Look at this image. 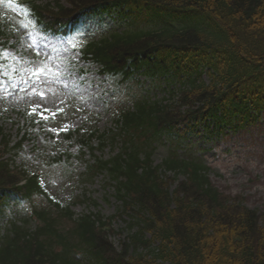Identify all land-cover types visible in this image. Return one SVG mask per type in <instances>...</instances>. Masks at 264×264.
Listing matches in <instances>:
<instances>
[{
    "label": "trees",
    "instance_id": "obj_1",
    "mask_svg": "<svg viewBox=\"0 0 264 264\" xmlns=\"http://www.w3.org/2000/svg\"><path fill=\"white\" fill-rule=\"evenodd\" d=\"M53 2L17 3L7 17L16 14L44 31L67 35L78 28L79 14L125 6L123 15L143 14L139 19L151 20H145L149 27L82 40L77 47L83 58L114 82L142 74L180 86L169 91L170 101L142 94L133 110L117 115L113 130L82 136V180L106 173L121 204L120 213L106 220L99 213L75 218L70 206L45 196L35 179L19 186L20 173L0 161V206L11 194L24 202L42 198L31 218L21 224L9 220L1 228L0 264H264V214L247 208L241 197L219 192L201 160L177 153L201 123L209 132L213 126L210 133L227 126L238 130L264 111V0ZM118 139L119 156L104 161L95 155ZM165 139L175 148L153 166L154 145ZM86 150L93 163L83 158ZM115 218L127 224L119 249L109 242Z\"/></svg>",
    "mask_w": 264,
    "mask_h": 264
},
{
    "label": "rangeland",
    "instance_id": "obj_2",
    "mask_svg": "<svg viewBox=\"0 0 264 264\" xmlns=\"http://www.w3.org/2000/svg\"><path fill=\"white\" fill-rule=\"evenodd\" d=\"M37 1L42 5L50 2ZM3 4L0 3V7ZM65 6L68 8V4ZM128 22L129 19L121 18L115 11L87 16L83 20L82 32L85 36L99 38L112 31L126 30ZM20 23L21 21H17L18 26L11 32L16 41L14 46L6 48V64H0V126H3V133L12 136V145L21 141L27 133L28 139L24 141L21 151L17 154L13 152L7 158H11L13 165L20 169L40 173L44 188L70 206L75 217L100 213L108 218L119 213L120 204L107 180L96 176L92 184L80 183L78 174L84 170V165L76 159L69 163L66 157L61 158V161L56 159L64 153L77 155L79 146L75 138L63 140L60 134L66 131L57 134L50 129H62L67 125V131L80 130L81 133L90 128L107 130L113 127V107L126 104L131 98L127 97L128 94L144 89L154 101L169 100V91L180 84L172 81L168 84L161 79L151 82L146 81L144 76H139L133 80L136 83L131 82L133 85L123 86L120 93H115L113 84L98 73L96 65H91L89 72L85 74L80 72L81 67L86 65L80 54L71 49L67 38L44 34L37 27L24 28ZM54 47L57 51H52ZM37 52L41 54L37 55ZM69 61L74 65V74H79L78 79L57 80L48 77L35 85L46 93L45 98L41 99L32 93L33 82L29 79L31 70L41 62L47 63L53 70H64L70 67ZM202 77L207 80L205 70ZM37 104L53 111L58 107L64 111L47 121L41 120L38 114H33L31 116H35V120L28 121L31 107ZM40 110L37 109V113ZM9 114L11 119H8ZM188 142L190 149H183L181 152L201 158L211 169V181L220 191L231 196H243L248 207L264 214V112L258 115L254 123L238 132L228 127L210 134L201 125L190 134ZM158 148L154 154L155 163H159L165 156L164 148ZM98 154L107 159L112 151L111 148H106ZM8 203L10 212L6 206L0 207L5 210L0 212V230L9 219L27 218L26 207H21V204L12 200H8ZM37 203V207H40L41 202ZM116 226L120 235L111 236L109 242L119 248L120 241L127 236V224L117 223Z\"/></svg>",
    "mask_w": 264,
    "mask_h": 264
},
{
    "label": "snow or ice",
    "instance_id": "obj_3",
    "mask_svg": "<svg viewBox=\"0 0 264 264\" xmlns=\"http://www.w3.org/2000/svg\"><path fill=\"white\" fill-rule=\"evenodd\" d=\"M4 2L5 0H0V3H4ZM7 2L12 3L13 0H7ZM20 26L27 28L29 25L21 24ZM29 35H31V33H29ZM72 47L75 48L76 45L73 43ZM52 51H57V49L54 47ZM40 54H41L40 52H37V55H40ZM6 55H7L6 53H0V59H3L4 57H6ZM69 65L70 67L64 70H61L60 68H55V70H53V67L48 66L47 63L45 62H41L39 66L31 70V73H30L29 79L33 82V86L31 88L32 93L34 95H38L41 99H44L46 96V93L43 91H40L35 85L41 82L42 79H47L48 77H54L57 80L59 79H78L79 74L78 73L74 74L73 72L74 65L72 64L71 61H69ZM0 67H2V65H0ZM65 87H67V84H65ZM37 109H41L39 113H37ZM63 111H64L63 108L58 107L56 111H53L49 108H46V107H43L42 105L37 104L31 107V111L29 112V115L31 116L33 114H38L41 120L47 121L50 117L53 119L56 118L57 114L63 113ZM50 130L58 134L60 131H67L68 126L65 125L64 128L62 129H50Z\"/></svg>",
    "mask_w": 264,
    "mask_h": 264
},
{
    "label": "bare ground",
    "instance_id": "obj_4",
    "mask_svg": "<svg viewBox=\"0 0 264 264\" xmlns=\"http://www.w3.org/2000/svg\"><path fill=\"white\" fill-rule=\"evenodd\" d=\"M177 187H174L172 191H174Z\"/></svg>",
    "mask_w": 264,
    "mask_h": 264
}]
</instances>
